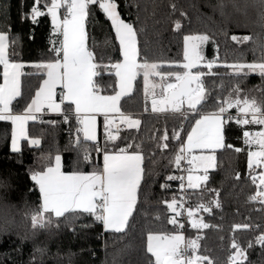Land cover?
<instances>
[{
    "label": "snow or ice",
    "instance_id": "snow-or-ice-1",
    "mask_svg": "<svg viewBox=\"0 0 264 264\" xmlns=\"http://www.w3.org/2000/svg\"><path fill=\"white\" fill-rule=\"evenodd\" d=\"M93 6H97L111 22L122 57L119 61L113 62L109 58L108 63H104V56H97L95 43L89 45L87 22L94 14ZM258 6L256 23L264 31V0H258ZM171 7L173 11L176 10L175 4ZM118 8L117 0H34L30 13L24 18H30L33 24H38L39 17H50L52 32L49 51L53 53V58L31 64L15 59L18 55L15 51L18 39L12 37L9 31L0 29V122L11 124V152H22L21 141H26L30 147L40 146L41 140L30 138L26 126L29 121L39 119L37 113L47 109L61 115L65 124L75 119L78 127L70 143L80 156L78 165H94L91 155L93 150L102 156L101 165L94 166L90 172L79 167L71 172L63 171L59 152L44 157L46 163L39 170H29V178L34 184V188L29 191H38L39 194V205L28 217L32 229H47L54 222L59 227L61 218L79 219L85 215L101 223L104 231L122 233L128 227L130 218L141 202L146 157L142 141H133L124 147L115 143L121 139L116 120L128 129L139 130L141 120L126 114L120 107L122 98L133 92L138 76H142L145 101L150 99L153 113H177L185 120L188 114L194 117L186 141L181 142L174 158L169 161L176 169H181V162L186 161L189 165L185 169L188 175L186 178L176 175L166 177L167 181L180 180L182 192L187 193V189H192L203 193L205 188L202 186H206L209 181V169L216 168L217 150L227 147L237 153L245 151V148L225 144L224 127L227 123L234 122L242 129L247 125L260 126L257 131L243 130L242 138L247 147L249 179L256 189L255 194L249 196V201L259 203L262 206L260 210L264 211V35L258 37L261 56L252 62L221 63L218 56L207 60L204 45L212 38L206 33L183 35L182 62L149 61L147 58L141 59L138 31L132 23L121 18ZM180 15L186 17L187 14L181 12ZM181 28V21L175 20L174 31L179 32ZM231 39L237 43H247L253 37L233 35ZM105 45L110 46L107 39ZM166 65L181 71H162ZM26 67L34 71L25 72ZM216 67L229 69L225 75L241 79L259 75L262 83L257 86V90L261 98L244 93L240 84L236 83L226 96L213 98L214 110L205 111L211 93L205 86L204 77L220 75L213 71ZM105 73L115 77L114 84L102 86L98 82L97 78H102ZM32 75L39 76L42 83L23 111L16 112L13 102L22 95L21 78ZM173 78L175 82H170ZM58 86L62 89L59 101L56 99ZM219 87L223 89V83ZM108 88H111V94H102ZM231 109L237 110L235 116L230 114ZM97 116L104 117L103 147L97 137ZM47 123L55 125L57 121ZM182 131L181 125L170 136L165 129L157 144L160 151L169 147L170 139L182 141ZM87 142H91L93 147L89 148ZM109 144L112 145L111 149ZM254 147L256 150H253ZM196 150H199L198 155L194 154ZM194 172L202 174L194 175ZM235 178L239 180L240 174L236 173ZM160 187L166 190L171 185L164 183ZM206 190L213 192L216 198L208 203H199L194 209H185L183 197L175 195L170 201L162 202L172 213L167 223L173 226V231L147 234L146 253L150 254L148 264H215L210 256L201 252L200 241L204 237L198 232L194 238H186L182 231L185 224L179 220L183 215L179 209H185L192 229L213 227L203 217L196 218L199 211L211 214L213 206L221 207L219 192L215 189ZM156 219L159 220L160 216L157 215ZM254 227L259 230V234L249 240L247 246H242L233 237L227 264H253L249 252L257 245L261 248L260 257L264 258V230L261 225L235 224L233 232ZM36 251L43 254L44 250L38 248Z\"/></svg>",
    "mask_w": 264,
    "mask_h": 264
},
{
    "label": "trees",
    "instance_id": "trees-1",
    "mask_svg": "<svg viewBox=\"0 0 264 264\" xmlns=\"http://www.w3.org/2000/svg\"><path fill=\"white\" fill-rule=\"evenodd\" d=\"M34 0H0V29L9 31L18 39L15 59L31 64L51 60L53 53L50 37L52 32L49 16L39 17V23L33 24L31 19H25L30 13ZM121 18L132 23L138 31V46L141 59L149 61H183V35L190 33H206L212 40L204 45V55L207 60L219 57V62H252L260 58L258 47L259 36L264 31L256 23L259 11L258 0H117ZM176 5L173 11L171 5ZM223 5V7H221ZM186 13V17L180 13ZM93 15L87 22L89 45L96 46L97 56H104V63L109 58L115 62L122 59L119 54L118 42L111 28V22L104 14L93 6ZM180 20L182 28L174 31V21ZM251 35L252 41L237 43L231 36ZM108 40L110 46L105 45ZM207 71V69H202ZM25 72L34 71L30 67ZM162 71H181L178 68L165 66ZM217 76L204 77L205 86L211 93L205 111L215 108L212 102L217 96H226L236 83L244 93L261 98L257 86L262 81L259 75H250L246 79L225 75L229 69L216 67ZM102 86L114 84L115 77L105 73L97 78ZM22 80V95L13 102L16 112H21L30 103L35 91L42 83L39 76H24ZM2 78H0V83ZM170 82H175L174 78ZM223 83L224 88L219 85ZM102 94H111V88ZM67 107V105H65ZM120 107L126 114L141 120L139 130L126 129L119 131L121 139L115 143L124 147L127 143L143 142L145 159V182L142 185L140 203L137 211L130 218L128 227L122 233L104 231L103 225L93 217L81 216L79 219L64 220L61 218L59 227L55 222L47 229L33 230L30 219L32 211L39 205L38 191L29 178V170H39L49 154L57 152L62 155L63 171L71 172L78 167L90 172L94 166L99 167L102 156L94 150L91 152L94 165L77 164L80 156L70 143L76 135L78 125L73 118L69 123H63V117L58 114H48L41 120L29 124V135L39 137V147H30L22 142L21 153L10 150L11 124L0 122V264H148L150 254L146 253V238L149 232L173 231V226L167 223L169 217L164 200L177 196L176 190L161 189L160 185L166 177L177 170L169 161L174 158L181 142L186 140L187 132L194 123V117L188 114L183 119L180 114L166 112L153 113L150 99L146 102L143 92V79L138 76L131 95L120 101ZM147 107V111L145 108ZM236 109L230 112L236 113ZM187 114V106L185 105ZM45 121V122H41ZM47 121H57L55 125ZM181 125L182 141L170 139L169 147L160 151L157 144L159 137L166 129L171 136L174 129ZM257 129L260 126L247 125L242 129L234 122L225 125L226 145L241 147L242 131ZM103 147L105 140L98 141ZM92 148L91 142H87ZM108 147L111 149L112 145ZM236 173L240 179L235 178ZM203 193L193 190L191 207L199 203H208L215 199V194L206 189L219 192L221 207L215 208L211 214L203 213L206 223L212 225L208 229L196 230L189 225V236L195 237L199 232L204 237L200 241L201 252L210 256L215 264H227L231 251L230 243L233 237L242 245L247 246L259 234V230H238L233 232L235 224L261 225L264 213L258 203L250 202L249 196L255 194V186L249 179L245 151L235 152L225 147L216 152V168L209 172V181ZM146 197V198H145ZM202 197V198H201ZM160 219L157 220L156 216ZM43 249V254L36 249ZM261 248L257 245L249 252L253 264H264L260 257Z\"/></svg>",
    "mask_w": 264,
    "mask_h": 264
},
{
    "label": "built area",
    "instance_id": "built-area-1",
    "mask_svg": "<svg viewBox=\"0 0 264 264\" xmlns=\"http://www.w3.org/2000/svg\"><path fill=\"white\" fill-rule=\"evenodd\" d=\"M48 110L45 109L44 112L39 113L38 115V120H41L44 116L48 115ZM231 115L235 116L236 113L230 112ZM117 124L119 125V131L126 129V125L124 124H120L119 120H117ZM189 167V165L187 164L186 161H182L181 162V169H177L174 172H172L170 175H176V176H184L185 178L187 177L188 173L185 171V169H187ZM164 183H168L171 185L170 188H168L167 190H176L177 192V197H183L182 202L185 205V209L191 207V197L193 195V190L192 189H187V193L182 192L179 188V185L181 183L180 180H174V181H165ZM163 183V184H164ZM185 185H186V179H185ZM259 207L261 208L262 206L258 203ZM185 209H179L183 215L181 217H179L180 222L185 224V228L182 230L183 234L185 235L186 238H188V228H189V223H188V217H187V212L185 211ZM169 216L172 215V213H170L168 211ZM253 230V229H251Z\"/></svg>",
    "mask_w": 264,
    "mask_h": 264
},
{
    "label": "crops",
    "instance_id": "crops-1",
    "mask_svg": "<svg viewBox=\"0 0 264 264\" xmlns=\"http://www.w3.org/2000/svg\"><path fill=\"white\" fill-rule=\"evenodd\" d=\"M63 11V10H62ZM126 22V21H125ZM128 23V22H127ZM136 82V81H135ZM135 82H134V86H135ZM2 83V82H1ZM134 90V89H133ZM56 92H57V101H59L60 99V93L62 92V89L58 86L57 89H56ZM132 94V93H131ZM49 114H55V113H51L50 111H48ZM37 116L39 115V113L36 114ZM38 120V119H37ZM36 120V121H37ZM118 120V119H117ZM117 120H116V124H117ZM32 122H35V121H29L28 124H27V132H28V135H29V124L32 123ZM260 128H257V129H248V130H251V131H257L259 130ZM115 132V129L113 130ZM224 136H225V127H224ZM30 138H37V139H40L39 137H34V136H30ZM97 137H98V141L100 140H105V135H104V117L103 116H97ZM41 140V139H40ZM186 141V140H185ZM22 142L21 141V145H22ZM225 144H226V136H225ZM232 145V144H231ZM241 148H245V154H246V165H247V147L246 146H241ZM222 150V149H220ZM253 150H256L255 147L253 148ZM219 151V150H217ZM216 151V152H217ZM194 154H199V150H196L194 152ZM62 165H63V160H62ZM63 170V168H62ZM212 169H209V172L211 171ZM194 175H199V174H202V172H194L193 173Z\"/></svg>",
    "mask_w": 264,
    "mask_h": 264
},
{
    "label": "rangeland",
    "instance_id": "rangeland-1",
    "mask_svg": "<svg viewBox=\"0 0 264 264\" xmlns=\"http://www.w3.org/2000/svg\"><path fill=\"white\" fill-rule=\"evenodd\" d=\"M157 91H159V89H157ZM150 103H151V101H150ZM191 208L194 209L195 207H191ZM203 213H204L203 211L197 212L196 213V218L199 219L200 217H203ZM263 213H264V211H263ZM254 230H256L255 227L253 228V230H250V231H254ZM262 230H264V220H263V223H262ZM187 235H188V238H193V237L189 236V233Z\"/></svg>",
    "mask_w": 264,
    "mask_h": 264
}]
</instances>
